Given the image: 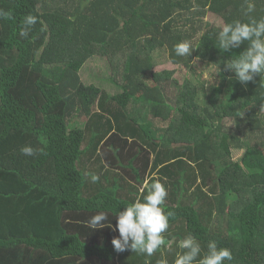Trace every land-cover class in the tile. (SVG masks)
I'll use <instances>...</instances> for the list:
<instances>
[{
  "label": "trees",
  "instance_id": "trees-1",
  "mask_svg": "<svg viewBox=\"0 0 264 264\" xmlns=\"http://www.w3.org/2000/svg\"><path fill=\"white\" fill-rule=\"evenodd\" d=\"M253 2L248 12L246 0H0L13 17L0 19V264H175L188 235L198 260L215 241L232 252L224 264H264V74L241 84L225 65L249 42L223 52L222 27L204 21H258L264 0ZM29 14L37 23L22 37ZM183 41L189 57L174 52ZM161 48L177 66L211 65L218 83L201 95L175 69L154 70ZM93 56L119 92L82 82ZM144 176L168 192L165 244L151 257L117 253L115 217L147 195L120 183ZM100 212L112 227L92 230Z\"/></svg>",
  "mask_w": 264,
  "mask_h": 264
},
{
  "label": "clouds",
  "instance_id": "clouds-1",
  "mask_svg": "<svg viewBox=\"0 0 264 264\" xmlns=\"http://www.w3.org/2000/svg\"><path fill=\"white\" fill-rule=\"evenodd\" d=\"M247 11L255 10L253 0H246ZM197 10V6H193ZM12 13L0 9V19H12ZM37 17L27 15L22 23L19 33L27 37L32 26L37 23ZM245 41L249 46L238 59L225 65L226 69L234 72L235 78L244 85L255 82L256 77L264 74V18L251 23L234 21L226 23L218 33V46L223 52L239 48ZM196 49L190 41H183L174 46V52L178 57H189ZM209 85V84H208ZM206 85L205 87H207ZM21 153L26 156L36 154V150L28 145L21 148ZM99 180V176L91 175L93 183ZM168 195L166 187L159 181L151 183L147 188L144 202H135L122 212H118L114 230H118V237L112 239L114 251L122 253L125 251L137 252L151 257L165 244V233L169 228L171 212H165L162 205ZM87 226L92 230L112 227L108 223V216L104 212L95 214L87 221ZM178 247L181 252L177 254L175 264H224L225 261L233 259L232 252L228 248H218L215 241L208 243V252L199 260L201 253L199 242L191 235L179 241ZM157 264H168L166 258H161Z\"/></svg>",
  "mask_w": 264,
  "mask_h": 264
},
{
  "label": "rangeland",
  "instance_id": "rangeland-1",
  "mask_svg": "<svg viewBox=\"0 0 264 264\" xmlns=\"http://www.w3.org/2000/svg\"><path fill=\"white\" fill-rule=\"evenodd\" d=\"M204 21H208L219 27L223 26L220 17L210 12L205 15ZM155 63L154 70L156 71L161 69H175V76L179 81H182L184 77H188L200 89L201 95L202 92L208 94L211 85L218 83V73L211 65L195 59L191 63L190 68L177 66L168 61L167 51L164 48L155 52ZM79 75L83 83H92L106 90L108 94H114L120 91L113 83L107 80L110 75L109 67L107 62L103 58H100V56H93L87 60L79 71ZM206 85L208 86L205 87ZM85 120V117H77V119L72 121L71 125L77 127L82 126ZM224 123L225 125H229L231 121L230 119H224ZM240 153L241 151L232 150L233 158L237 159Z\"/></svg>",
  "mask_w": 264,
  "mask_h": 264
},
{
  "label": "crops",
  "instance_id": "crops-1",
  "mask_svg": "<svg viewBox=\"0 0 264 264\" xmlns=\"http://www.w3.org/2000/svg\"><path fill=\"white\" fill-rule=\"evenodd\" d=\"M149 179L150 178H148L146 176H144V178L141 180V182H137L135 180L128 179L129 181L127 183H123V182H122L123 184L120 183V186L122 188L121 190H122V192L123 191H125V192L131 191V192H133L132 194L136 195V197L139 199V197L146 195L145 188H148L151 185V183L148 182ZM155 181H159V179H156ZM161 183L164 184L163 182H161ZM128 195H129V193L125 194V196H128ZM115 232H117V230H115Z\"/></svg>",
  "mask_w": 264,
  "mask_h": 264
}]
</instances>
